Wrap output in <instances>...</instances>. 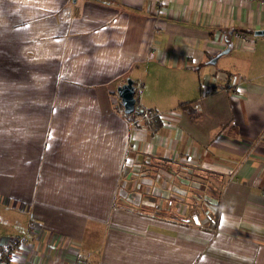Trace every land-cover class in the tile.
I'll return each mask as SVG.
<instances>
[{
  "label": "crops",
  "instance_id": "1",
  "mask_svg": "<svg viewBox=\"0 0 264 264\" xmlns=\"http://www.w3.org/2000/svg\"><path fill=\"white\" fill-rule=\"evenodd\" d=\"M262 28L256 0H0L8 264H264Z\"/></svg>",
  "mask_w": 264,
  "mask_h": 264
},
{
  "label": "built area",
  "instance_id": "2",
  "mask_svg": "<svg viewBox=\"0 0 264 264\" xmlns=\"http://www.w3.org/2000/svg\"><path fill=\"white\" fill-rule=\"evenodd\" d=\"M256 3L264 5V0H256ZM230 39L232 41V45L234 47H238L239 49L243 48L244 43L248 41L244 34L237 31L231 33ZM150 117L151 115L143 113V119L147 120L150 119ZM262 195L264 196V191L262 192ZM30 233H33L32 222L27 224L26 231L22 236L0 240V264H8L13 259L17 246L25 241V234ZM73 262L74 264H86V261L81 257H76Z\"/></svg>",
  "mask_w": 264,
  "mask_h": 264
},
{
  "label": "water",
  "instance_id": "3",
  "mask_svg": "<svg viewBox=\"0 0 264 264\" xmlns=\"http://www.w3.org/2000/svg\"><path fill=\"white\" fill-rule=\"evenodd\" d=\"M252 35L255 37H263L264 28L253 30ZM227 52H228V48H225L223 51H221V53L223 54ZM115 91L122 106L123 113L124 114L131 113L134 106L133 85L131 79L126 78L124 83L120 84L115 88Z\"/></svg>",
  "mask_w": 264,
  "mask_h": 264
},
{
  "label": "rangeland",
  "instance_id": "4",
  "mask_svg": "<svg viewBox=\"0 0 264 264\" xmlns=\"http://www.w3.org/2000/svg\"><path fill=\"white\" fill-rule=\"evenodd\" d=\"M254 38H255V36H254ZM257 39H259V37H256ZM255 38V39H256ZM229 55H231V54H229ZM137 169H135V170H131V172H133V173H128V172H125V173H128V176L125 178H123L122 179V181H121V183H119V185H124L125 187H127L126 188V190H127V192H128V198L130 199V201H131V199H132V197H134L135 196V194H136V192L139 190L138 189V187H140V189L142 188V185H137V186H135L134 184L138 181V180H140V181H142L141 180V178L140 177H142L141 176V171L139 172L140 173V176L139 175H137ZM137 177H139L138 178V180H137ZM145 177H147V178H145ZM144 178L145 179H147V183L149 184V182H150V184H152V180L150 179V177H148V176H145L144 175ZM126 182H128V186H126ZM142 182H144V181H142ZM141 183V182H140ZM138 184H139V182H138ZM203 185H204V183H203ZM144 186V185H143ZM146 187H148V185L146 186ZM149 187H151V185H149ZM194 190L196 191V190H199V185L196 187V188H194ZM130 201H124V199L123 200H121V201H119V203H123V202H125V203H129Z\"/></svg>",
  "mask_w": 264,
  "mask_h": 264
},
{
  "label": "trees",
  "instance_id": "5",
  "mask_svg": "<svg viewBox=\"0 0 264 264\" xmlns=\"http://www.w3.org/2000/svg\"><path fill=\"white\" fill-rule=\"evenodd\" d=\"M233 32V31H232ZM232 32H230V34L232 33ZM227 43H226V46L227 47H229L230 46V42L229 41H226Z\"/></svg>",
  "mask_w": 264,
  "mask_h": 264
}]
</instances>
